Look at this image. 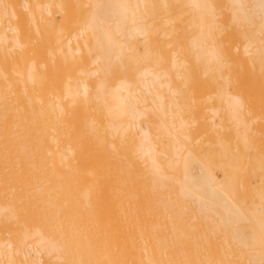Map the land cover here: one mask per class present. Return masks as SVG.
<instances>
[{"label": "bare ground", "instance_id": "1", "mask_svg": "<svg viewBox=\"0 0 264 264\" xmlns=\"http://www.w3.org/2000/svg\"><path fill=\"white\" fill-rule=\"evenodd\" d=\"M258 25L264 0H0V264L264 262V174L217 134L238 44L264 82Z\"/></svg>", "mask_w": 264, "mask_h": 264}, {"label": "rangeland", "instance_id": "2", "mask_svg": "<svg viewBox=\"0 0 264 264\" xmlns=\"http://www.w3.org/2000/svg\"><path fill=\"white\" fill-rule=\"evenodd\" d=\"M54 18H55V21L56 22H59L60 21V17L57 15H55L54 16ZM251 19H253V18H251ZM253 20H256V19H253ZM256 22H259V21H254V23H256ZM247 23V25H250L251 23H249L248 24V22H246ZM245 23V24H246ZM260 23V22H259ZM238 24H240V23H238ZM242 24H244V23H242L241 22V24H240V26L238 27L239 29H241V27L243 28V26H241ZM244 24V25H245ZM259 26V25H258ZM248 27V26H247ZM252 28V29H249V28ZM250 27H248L247 29H245L246 31H244L243 29V31L242 30H237L238 31V35H239V37H238V43L240 44V49L242 50L243 48H242V45H243V42H245L244 40L246 39V38H250L249 36L251 35V36H253V34H254V32L256 31V27H255V24H254V26L253 25H250ZM237 28V29H238ZM244 28H246V27H244ZM255 28V31L253 30ZM259 29L260 28H262V33H264V28L263 27H258ZM250 30V31H249ZM253 30V31H252ZM261 30V29H260ZM249 31V32H248ZM257 31H259L258 29H257ZM241 32V33H240ZM244 33V34H243ZM248 33H249V35H248ZM252 33V34H251ZM243 34V35H242ZM256 34V33H255ZM257 36H255L254 35V38H258V37H260L261 36V33H260V35H259V33H257L256 34ZM262 37H264V35H262ZM261 37V38H262ZM244 38V39H243ZM257 38H256V40H257ZM247 39V40H248ZM252 39V38H251ZM246 40V41H247ZM260 40H264V38L263 39H260ZM249 41V40H248ZM239 44H238V51H240L241 52V55H240V52H239V54H238V51H237V55L239 56L240 55V60H242V62H240V63H238L239 65V69L237 70V72H238V82H237V84L235 85L236 87H238V88H236V90L235 91H232L233 90V88H231L230 87V91L231 92H235V94L234 95H236V96H240V98L242 99V97L241 96H244L243 97V99H242V102L241 103H243V106L241 105V109H239L238 110V112L237 113H239L237 116H236V118H238V120L240 121V123H241V125H242V127H241V125L239 124V122L237 121V120H235V123L236 124H238L237 126H239L240 125V127H237V128H239V129H237L235 126H236V124L233 122V120H232V122H233V124H235V126H233V127H235L236 128V130L238 131L239 130V132H238V134L236 135V133H237V131L235 130V132H234V129H232L233 127H232V123H230V122H225V125H226V127L227 128H229V123L231 124V129H228V133H226V131H223L224 130V128H222L221 129V131H223V133H217L218 135H219V141H221L222 143H223V141H222V139L224 140V141H226L227 143H225L224 145L226 146V144H228L231 140L233 141V144L231 143V147H232V149H233V151H234V156H235V154H236V157H235V159H234V162H233V164L234 163H236L235 164V166L237 165V164H239V166L237 167L239 170H240V173L239 174H241L242 172V174H264V89H263V87H264V82L262 81V79H260L259 78V75H258V71L255 69V67L253 66L254 65V61L253 60H246V58L248 59L249 58V56L250 55H247L246 53H245V49L243 50L244 51V56L242 55V51L241 50H239ZM245 44V43H244ZM244 46V45H243ZM246 54V55H245ZM246 56V57H245ZM245 57V58H244ZM251 57V56H250ZM238 58V57H237ZM238 58V59H239ZM244 59V60H243ZM251 59H252V57H251ZM239 62V61H238ZM244 62V63H243ZM250 62H252V63H250ZM243 63V64H242ZM248 63H250V64H252L251 65V67H249L250 65L248 64ZM243 67H242V66ZM244 65H246V66H244ZM249 65V66H248ZM241 66V67H240ZM252 66H253V68L255 69V70H253V68H252ZM243 68H244V70H246L247 69V71L246 72H244V70H243ZM250 68L252 69V70H250ZM250 71V75H249V71ZM253 71V72H252ZM255 71H257V72H255ZM244 74H243V73ZM246 73V74H245ZM251 73H253V74H255V73H257L256 75H258V77L256 76L255 77V75H253V74H251ZM248 74V75H247ZM253 75V76H252ZM240 76V77H239ZM243 76V77H242ZM254 78L253 80H252V78ZM245 77V78H244ZM250 77V78H249ZM243 78H244V80L245 81H243ZM259 78V79H258ZM249 79H251V80H249ZM258 80H259V82H258ZM261 80V81H260ZM252 81V82H251ZM258 83H257V82ZM255 83V87H254V83ZM261 84V85H260ZM257 86H259V88L257 87ZM261 87H262V89H261ZM254 88V89H253ZM258 89V90H255V89ZM247 89V90H246ZM251 89V90H250ZM254 92H253V91ZM236 91H239V93L238 92H236ZM245 91H247V92H245ZM249 91V92H248ZM257 91H259V92H257ZM262 91V93H260ZM243 92V93H242ZM253 92V94H251ZM256 92V93H255ZM240 94V95H239ZM246 94V95H245ZM251 94V95H250ZM246 100V101H245ZM250 102V103H249ZM248 105V106H247ZM247 108V109H246ZM248 110V111H247ZM249 113V115H247ZM224 114V113H223ZM243 116H242V115ZM246 114V115H245ZM207 115V114H206ZM209 115V114H208ZM225 115V114H224ZM226 117L228 116V114L226 113V115H225ZM208 116H205V121H207L208 122V118L209 117H213L212 115L210 116L209 115V117L207 118ZM246 118V119H245ZM250 118V119H249ZM247 119H249V121L247 120ZM204 119H202V121H203ZM243 120V121H242ZM203 122V124L204 125H206V127L208 126L207 124H206V122ZM237 121V122H236ZM247 121H248V123H247ZM244 122V123H243ZM192 123V122H191ZM251 123V124H250ZM208 124H209V122H208ZM228 124V125H227ZM245 124H248V125H250L251 126V130H248L247 129V133H246V128H245ZM194 125V124H193ZM200 125H201V122H200ZM204 125H201V126H203L204 127ZM248 125L246 126V127H248ZM191 126H192V124H191ZM197 127V129H198V131L197 132H200V134H201V130H203V131H205V130H207V132H204L202 135H204L205 134V136H206V138H205V136H204V138H203V136L201 137V138H203L202 140H205V142L207 141V143L208 142H210L211 140H213V139H215L214 138V136H217V134L215 133V135H214V131H219L218 129L219 128H216V127H212V126H208L207 127V129H202L201 128V126L199 127V125H196ZM253 126V127H252ZM244 127V129H242ZM194 128V127H193ZM196 128H194V129H196ZM199 128H200V131H199ZM210 128H212V129H214V131L212 130H210ZM215 128H216V130H215ZM192 129V128H191ZM193 130V129H192ZM209 130H210V133L211 134H207L208 135V137H207V135H206V133H209ZM230 130V131H229ZM232 130V131H231ZM244 130H245V132H244ZM220 131V132H221ZM195 131H193V133H194ZM235 134H234V133ZM244 133L243 135H241L240 133ZM249 132H251L250 134H249ZM233 133V134H232ZM195 134V136H197V137H199V135L200 134H196V132L194 133ZM193 134V135H194ZM221 134H226L225 136H227V137H223V138H221L220 137V135ZM230 134V135H229ZM249 134V136H247ZM234 135V136H233ZM251 135V136H250ZM201 136V135H200ZM212 136V137H211ZM241 136V138L243 139L242 141H244V143H241L242 141H241V138H239ZM244 136H246V137H244ZM236 137V138H235ZM244 137V138H243ZM250 137H251V139H250ZM210 138V139H209ZM212 138V139H211ZM225 138V139H224ZM229 138V139H228ZM233 138H235V139H237V140H235V139H233ZM247 138V139H246ZM221 139V140H220ZM227 139V140H226ZM248 139H249V142H248ZM235 140V141H234ZM247 140V141H246ZM246 141V142H245ZM251 141V142H250ZM241 143V144H240ZM245 143H247L248 145L246 146V145H244ZM230 145V144H229ZM225 146H223L224 148H225ZM245 146V147H244ZM250 146V147H249ZM205 147H207V145H205ZM229 148H230V146H228ZM228 147H226L225 149H226V151L228 150ZM221 148V147H220ZM223 148V150H224V152H226L225 151V149ZM236 148V149H235ZM246 148H248L249 150V152H247L246 150ZM223 150H221V151H223ZM229 151L230 150H228L227 151V153L229 154ZM232 151V150H231ZM237 151V152H236ZM239 151V152H238ZM245 151V152H244ZM225 154V153H224ZM240 155V156H239ZM228 156H230V155H228ZM241 157H243V158H241ZM231 158H234V157H231ZM236 158H237V160H236ZM235 160H236V162H235ZM250 160V161H249ZM248 161V162H247ZM238 162H240V163H238ZM245 163V164H244ZM251 163V164H250ZM242 164V165H241ZM250 164V165H249ZM252 166V167H251ZM251 167V168H250ZM247 169H248V171H247ZM244 170V171H243ZM247 171V172H246ZM253 171H254V173H253ZM237 172V169L235 170V173ZM251 172V173H250ZM216 173H217V176L221 179V178H223V173H222V171L220 172V170L217 172L216 171ZM221 175H222V177H221ZM261 183V187H262V189L264 190V178H262L261 179V181H260ZM255 183V182H254ZM253 183V184H254ZM255 184H257V183H255ZM258 186V184L257 185H253V187H257ZM259 188V187H258ZM248 226V225H247ZM246 226V227H247ZM250 226V225H249ZM254 226V225H253ZM253 226H251V227H253ZM251 227H248V228H251ZM255 227V229L256 228H260V226H254ZM247 228V230H248V232H247V230H246V232H245V235L248 233L249 235H246L245 236V238H244V240L243 241H245L247 238V240L249 241L250 240V238L251 237H254V236H252V235H254V234H252L253 232H251L252 230V228L249 230ZM256 230H258V229H256ZM253 231H254V229H253ZM218 238V237H217ZM217 238H215V240L217 239ZM220 238V237H219ZM264 238V237H263ZM258 239V238H257ZM257 239H255V240H257ZM246 240V243H242L243 245H241V250H240V252L241 253H243V252H245V250L246 249H252V251L254 250V249H257L256 251L257 252H255V250H254V252H251V253H253L254 255H255V253L257 254L258 252L260 253V251H258L259 249L258 248H260L261 249V247L259 246V244L258 245H256L255 244V247H257V248H255L254 246L252 247V248H248L247 246V248L246 249H243L242 248V246L244 247L246 244H250V243H254L255 242V240H254V242L252 241V240H250V242H248ZM264 240V239H263ZM219 242H221L222 243V245H224L223 244V241H220V240H218ZM218 241H216L215 242V245L217 244L218 245ZM199 242V241H198ZM233 242V241H232ZM258 242H261V241H258ZM202 242L200 241V245H202L201 244ZM221 243H220V248H218L219 250L218 251H221V252H219V253H223L222 252V249H223V251H224V246H222L221 245ZM199 244V243H198ZM213 245H214V242L212 243ZM227 244V243H226ZM234 244V243H233ZM262 244V243H261ZM215 245H214V247H215ZM216 245V246H217ZM228 245H230V246H228V247H230L231 249H230V251H228V250H226L225 249V254H226V251H228V252H231V253H233V257L235 258V256L237 255V254H235L234 255V253H235V251L237 252V250H235L234 251V247H233V250H232V245H231V242L228 244ZM251 246H252V244H250ZM250 245H248V246H250ZM263 245H264V243H263ZM196 246H197V244H196ZM195 246V247H196ZM235 246V248H236V246L237 245H234ZM200 248V250L202 249L200 246H197V249L199 250V248ZM218 247V246H217ZM216 247V248H217ZM224 247V248H223ZM239 247H240V245H239ZM216 248H213V249H216ZM238 248V247H237ZM236 248V249H237ZM262 248H264V247H262ZM228 249V248H227ZM240 248H238V250H239ZM199 250V251H200ZM232 250V251H231ZM261 250H263V249H261ZM247 251H249V250H247ZM247 251L245 252V253H243L244 255L247 253ZM200 252H202V251H200ZM227 252V253H228ZM239 252V251H238ZM237 252V253H238ZM251 253H250V255H251ZM261 253H263V252H261ZM261 253L260 254H258V257H259V255H261ZM213 254H218L217 253V251L215 252H213ZM229 254V253H228ZM226 254V256H224V258L225 257H227V256H229V258H230V261H229V259H225L227 262H230V263H227V264H231V262H232V264L234 263L235 264V262L237 263V259L238 258H235L234 260H231L233 257H231L232 256V254ZM249 254V253H248ZM248 254H246L247 256H248ZM253 254L251 255L252 257H253ZM264 254V253H263ZM262 254V255H263ZM199 256H200V254H198ZM198 255H197V259L199 260V259H201L200 257H198ZM241 256L240 257H242L243 258V256H242V254H240ZM250 255L248 256L249 257V259H251L250 258ZM246 256V257H247ZM237 257H239V255H237ZM247 257V258H248ZM257 257V256H256ZM244 260L246 261H244V264H254V262H253V260H252V262H251V260H247V259H245L244 258ZM254 260L256 261V258L254 257ZM261 260H263V259H261ZM248 261V262H247ZM259 261H257V263L256 264H260V262L258 263ZM262 264H264V262L262 261L261 262ZM242 264H243V262H242Z\"/></svg>", "mask_w": 264, "mask_h": 264}]
</instances>
